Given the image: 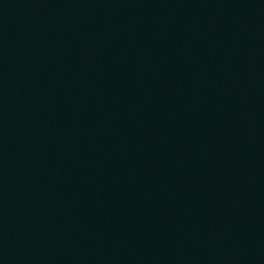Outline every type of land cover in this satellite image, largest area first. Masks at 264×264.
Returning <instances> with one entry per match:
<instances>
[{
    "label": "water",
    "instance_id": "95a60500",
    "mask_svg": "<svg viewBox=\"0 0 264 264\" xmlns=\"http://www.w3.org/2000/svg\"><path fill=\"white\" fill-rule=\"evenodd\" d=\"M0 264H264V0H0Z\"/></svg>",
    "mask_w": 264,
    "mask_h": 264
}]
</instances>
